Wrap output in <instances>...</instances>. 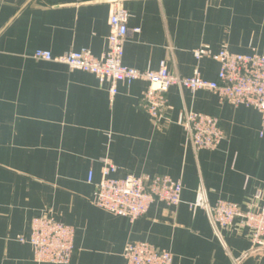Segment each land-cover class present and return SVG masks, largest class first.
<instances>
[{"label":"crops","instance_id":"0c3cea01","mask_svg":"<svg viewBox=\"0 0 264 264\" xmlns=\"http://www.w3.org/2000/svg\"><path fill=\"white\" fill-rule=\"evenodd\" d=\"M111 0H0V264H38L21 243L33 217L51 210L74 229L68 264H126L128 243L147 242L172 264H264L247 229L217 233L204 209H190L200 191L245 210L264 204V135L253 108L221 102L208 90L171 86L160 124L139 107L148 83H99L91 73L37 60L106 49ZM130 32L122 64L156 70L162 61L178 77L216 80L219 65L193 51L226 47L264 55V0H124ZM186 112L218 119L224 138L214 150L195 149ZM103 160L116 177L168 175L182 185L181 202H153L131 221L97 207L94 184ZM88 173L92 183H88ZM259 198H256L257 194Z\"/></svg>","mask_w":264,"mask_h":264},{"label":"built area","instance_id":"2783aa9c","mask_svg":"<svg viewBox=\"0 0 264 264\" xmlns=\"http://www.w3.org/2000/svg\"><path fill=\"white\" fill-rule=\"evenodd\" d=\"M129 17L124 0H111L106 49L99 57L88 49L57 56L46 50H36L33 57L91 73L99 83L109 81L111 95L117 92L118 82L146 81L148 87L139 107L156 124L161 122L166 94L171 86L184 87L192 92L211 91L221 102L255 109L262 120L260 136L264 135V55L233 53L226 47L217 52L208 47L195 49L196 60L207 57L218 63L217 78L212 81L201 78L197 69L190 77H178L167 69L164 61L156 70L129 68L122 64L123 46L130 32H138V29L129 30ZM182 125L190 144L197 150H214L224 138L218 119L204 113L186 112ZM116 170L113 163L103 160L101 177L94 184L93 191L94 204L101 209L133 221L144 215L155 201L172 206L181 202L182 185L168 175L137 177L128 173L116 177ZM87 181L92 183L91 173H88ZM259 197L258 193L256 198ZM188 206L190 209H204L216 233L222 227L233 226L238 220V227L247 229L252 248L264 250V204L258 207L249 205L243 210L236 203L219 199L211 205L200 191ZM19 241L32 247L33 260L38 264H68L74 253V229L57 220L51 210L33 217L29 222L28 236L20 237ZM123 257L126 264H172V255L168 251L147 242L128 243Z\"/></svg>","mask_w":264,"mask_h":264}]
</instances>
